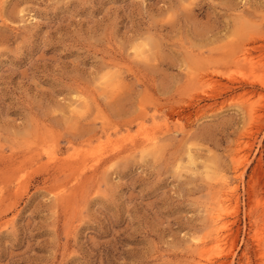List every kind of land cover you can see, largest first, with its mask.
<instances>
[{"label": "rangeland", "instance_id": "obj_1", "mask_svg": "<svg viewBox=\"0 0 264 264\" xmlns=\"http://www.w3.org/2000/svg\"><path fill=\"white\" fill-rule=\"evenodd\" d=\"M263 53L264 0H0V264H264Z\"/></svg>", "mask_w": 264, "mask_h": 264}, {"label": "bare ground", "instance_id": "obj_2", "mask_svg": "<svg viewBox=\"0 0 264 264\" xmlns=\"http://www.w3.org/2000/svg\"><path fill=\"white\" fill-rule=\"evenodd\" d=\"M191 11V10H190ZM244 49H242L241 50V52L239 53L240 55H238L237 56V58H236V60L235 61H247L248 60V58H249V53H247L248 51H249V49H248V51H247V49H245V51H243ZM145 52H149V49H148V51H145ZM149 53H151V52H149ZM147 54V53H146ZM264 54V53H263ZM148 55V54H147ZM251 62H249V64H250ZM250 67H251V64H250ZM114 76V75H113ZM110 77H112L111 75H110ZM110 77H109V79H110ZM116 77V76H115ZM234 77V76H233ZM244 79V78H243ZM110 80H112V79H110ZM111 82V81H110ZM109 82V83H110ZM108 83V82H107ZM263 86H264V83H263ZM241 97H243V96H241ZM148 141V140H147ZM148 143H149V141H148ZM230 199V198H229ZM219 213V212H218ZM221 214L219 215H217V216H215V220L217 221V222H221ZM223 224V222L222 223H220V225H222ZM220 225H219V229H218V227L216 228V229H218L217 231H216V235H215V240H220L221 239V236L223 235V228L222 227H220ZM225 235V234H224ZM202 252V251H201Z\"/></svg>", "mask_w": 264, "mask_h": 264}]
</instances>
